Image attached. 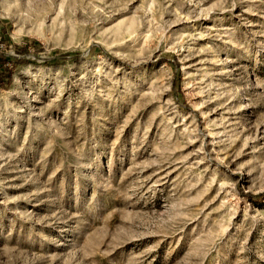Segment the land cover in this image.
Wrapping results in <instances>:
<instances>
[{
	"label": "rangeland",
	"instance_id": "1",
	"mask_svg": "<svg viewBox=\"0 0 264 264\" xmlns=\"http://www.w3.org/2000/svg\"><path fill=\"white\" fill-rule=\"evenodd\" d=\"M0 264H264V0H0Z\"/></svg>",
	"mask_w": 264,
	"mask_h": 264
},
{
	"label": "trees",
	"instance_id": "2",
	"mask_svg": "<svg viewBox=\"0 0 264 264\" xmlns=\"http://www.w3.org/2000/svg\"><path fill=\"white\" fill-rule=\"evenodd\" d=\"M5 81H11V69L5 66V60L0 56V85H5Z\"/></svg>",
	"mask_w": 264,
	"mask_h": 264
}]
</instances>
